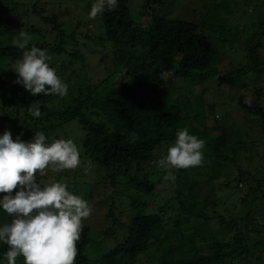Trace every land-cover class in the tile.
<instances>
[{
  "label": "trees",
  "instance_id": "obj_1",
  "mask_svg": "<svg viewBox=\"0 0 264 264\" xmlns=\"http://www.w3.org/2000/svg\"><path fill=\"white\" fill-rule=\"evenodd\" d=\"M185 1L196 11L193 21L169 9L175 0H145L136 19L129 14L127 0L97 15L100 40L111 49L105 61L109 74L98 80L90 74L79 78L68 69L72 58H83L74 48L77 40L92 37L90 31H78L83 7L76 1L68 5L77 9L68 19V8L66 13L61 6L0 0V117H15L33 136L43 131L50 140L72 139L80 152L78 166L94 178L91 183L77 181L67 179L68 169L65 175L46 170L37 176L38 182L56 177L92 209L96 195L111 186L121 189L128 204L118 208L111 197L105 214L110 225L99 232L83 221L75 264H264L260 183L240 193L236 205L230 196L234 189L241 191L240 182H256L250 165H257L255 172L264 178V80H256L264 71V6L253 9L261 14L259 23L251 26L245 48L237 51L244 62L225 70L218 68L221 51L227 52L226 38H233L208 16L217 8L227 13L233 0ZM21 31L31 37L28 48L47 51L48 63L68 84L67 95L33 96L15 83L14 68L25 51L15 44ZM60 56L66 60L60 61ZM249 73L252 80L242 78ZM206 79L217 88L205 85ZM237 83L242 97L232 108L226 109L217 95L212 101L207 98L211 91L219 94L220 88ZM37 102L41 115L33 117L28 106ZM73 121L77 134L72 135L75 128L65 133L64 127ZM181 128L205 141L202 164L158 167L155 161L166 154ZM172 175L174 180L168 178ZM162 181L167 187L156 189ZM221 188L225 191L219 195ZM10 219L0 210V223ZM7 248L0 242V259ZM154 253L157 262L151 260ZM16 264H24L22 256Z\"/></svg>",
  "mask_w": 264,
  "mask_h": 264
},
{
  "label": "clouds",
  "instance_id": "obj_2",
  "mask_svg": "<svg viewBox=\"0 0 264 264\" xmlns=\"http://www.w3.org/2000/svg\"><path fill=\"white\" fill-rule=\"evenodd\" d=\"M118 3L119 0H93L88 16L94 19L115 10ZM19 36L21 39L15 44L25 51L14 68L18 74L15 83L33 96L67 95L68 84L48 63L47 51L35 45L28 48V33L21 31ZM40 107L39 102L30 104L29 114L39 117ZM204 145L203 139L181 128L175 142L155 163L165 169L199 166L204 159ZM79 164V148L70 138L50 140L43 131H36L25 141L20 135L13 139L7 129L0 134V210L11 217L10 222L0 223V242L8 246L0 264H16L18 256H22L24 264H75L76 242L92 207L86 199L69 191L65 183L38 182L37 176L46 170L75 169ZM168 178L174 180L175 176Z\"/></svg>",
  "mask_w": 264,
  "mask_h": 264
},
{
  "label": "rangeland",
  "instance_id": "obj_3",
  "mask_svg": "<svg viewBox=\"0 0 264 264\" xmlns=\"http://www.w3.org/2000/svg\"><path fill=\"white\" fill-rule=\"evenodd\" d=\"M29 3L32 4L31 1L35 2L36 0H27ZM76 1L78 5L83 7V15L79 16V19L81 20L80 22V27L78 31L80 33H89L91 36V39H81L77 40L75 43V47L81 51L83 54L82 60L80 58L75 59L72 58L69 61L68 64V69L73 70L75 72V75H78L80 78L81 75L84 74H90L94 75L95 77L100 80V76H104L109 74V68L108 65L106 64L105 61L108 62V58L110 59L111 56V49L110 46L100 40V34L102 33V28L99 26L97 21L94 19H90L89 16H87L86 13V8L87 5L91 0H38L40 3L46 4L47 8H61L65 11V9L68 8V16L67 18L70 19L71 13H74L73 11H76L77 9L75 5H73L71 8L68 6L70 2ZM177 3H173L171 5V11L176 12L175 15L179 17L185 15H189L188 20L193 21L197 17L196 16V11L189 6V1L185 0H175ZM230 1V0H229ZM145 0H127V6L129 8V14L132 17V19L138 18L139 15V9L142 8V5L144 4ZM236 0H233L231 3L228 4L229 11L227 13H222L218 12V8L213 11V13H209L210 16V21L213 24H216L218 26H222L223 30L225 33H227L229 36H232L233 40L231 38H226L225 41V47L227 48V52L221 51L222 58V63L219 61V66L218 68H226L225 70H229L234 66H238L243 60H241L238 56L237 51H242L245 48L246 43L248 42V34L250 33V28L251 26L256 25L259 23L258 17L261 16V14L258 13V11H254L253 9L255 7H261L264 6V0H238V3L235 5ZM235 5V6H234ZM236 8V12L233 11V8ZM85 8V9H84ZM88 10V8H87ZM193 10V11H190ZM208 14V15H209ZM185 16V17H186ZM187 19V18H185ZM184 19V20H185ZM89 23V24H88ZM263 45H264V40H263ZM264 49V47H263ZM237 52V53H236ZM228 56H227V55ZM60 61L64 62L66 60V57L60 56L59 57ZM102 61V62H101ZM218 61V60H217ZM244 62V61H243ZM85 65V66H83ZM113 72V67L111 69V73ZM254 76L252 74H247L246 76H242V78L246 80H252ZM264 80V71L261 72L259 75L256 76V80ZM207 80V79H206ZM204 82L205 85H208V87L217 88L215 86V82H210L206 81ZM97 81V80H96ZM242 85L237 83L234 88H229L228 86H224L220 88V93L219 94H214V92L211 91V93L207 94V98L212 101L214 98V95H217L219 99H222L221 101H224L227 103V106H225L226 109L232 108L235 103L238 102V100L242 97L240 93V87ZM218 90V91H219ZM217 98V99H218ZM233 109L230 111L232 113ZM233 114L236 116L237 114L235 111ZM13 118V120H12ZM77 124L75 121L70 122L69 125L65 126L63 131L65 133H71L73 129L75 128V132L72 135L77 134ZM7 129L12 133L13 139H15L16 135H20L21 139L28 141L30 140L33 135L30 134V129L29 127L23 126L21 122H17L16 118L13 116H10L8 114H5L0 117V134ZM250 165V164H249ZM257 165H250V170H251V175L253 174L254 179L256 182H248V184L241 185L239 189L241 191H236L235 189L231 192L230 196L231 199L234 202V205H236V200H238L239 194L240 193H248L249 189L251 188V191L255 188H257V184L260 183V188L264 191V178L262 179V172L258 171L255 172V168ZM85 170V169H84ZM66 173L69 174V177L67 179L74 178L77 179V181H86V182H93L94 178L91 176L86 175L85 176V171L82 170L81 167H77L75 169H68L65 171ZM64 170L59 171V172H53L54 174H59V175H65ZM46 173V171H45ZM76 177H75V175ZM55 178H49L46 183H51L55 181ZM66 178L64 180H67ZM62 182V180H59ZM72 181V180H70ZM223 182V181H221ZM248 186V187H247ZM167 187V183L165 181H162L160 185L156 186V189H164ZM233 187V186H232ZM231 187V188H232ZM222 191H225V189L221 188L220 192H218L219 195H222ZM121 189H115L113 187H108L105 191H103V194L96 195L97 198V203H93V209L92 213L87 218L86 222L87 225L91 226L93 229V232H99L106 228L107 226L110 225V218H106L105 214L108 212L110 204H111V197L119 203L118 208H125L128 206L127 201L121 196ZM105 195V197H104ZM170 196V195H168ZM104 197V198H103ZM159 198H162L161 195H158ZM149 206H153L152 204H149ZM130 209L128 208L127 211ZM154 257L151 258L152 262H157L158 260V255L157 253L152 254ZM251 259H254L251 258ZM142 261L145 262V258H142ZM136 264H140V261L137 262Z\"/></svg>",
  "mask_w": 264,
  "mask_h": 264
}]
</instances>
